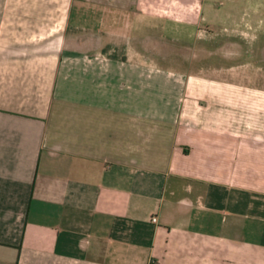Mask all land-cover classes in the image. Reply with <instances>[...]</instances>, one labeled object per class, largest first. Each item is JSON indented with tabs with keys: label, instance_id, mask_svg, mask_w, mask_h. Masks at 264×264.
<instances>
[{
	"label": "crops",
	"instance_id": "1",
	"mask_svg": "<svg viewBox=\"0 0 264 264\" xmlns=\"http://www.w3.org/2000/svg\"><path fill=\"white\" fill-rule=\"evenodd\" d=\"M227 1L0 0V264H264V16Z\"/></svg>",
	"mask_w": 264,
	"mask_h": 264
},
{
	"label": "rangeland",
	"instance_id": "2",
	"mask_svg": "<svg viewBox=\"0 0 264 264\" xmlns=\"http://www.w3.org/2000/svg\"><path fill=\"white\" fill-rule=\"evenodd\" d=\"M220 15L219 16H231L227 15L230 11L234 13V16H264V0H255L251 2V0H237V4L233 5L229 1L225 4H220L218 8H216ZM227 23H224L223 20H218L215 24L212 25V29L216 32L222 33V30L227 27ZM257 29L259 34V44L264 45V26L262 23H258L257 26H254ZM173 39V38H172ZM186 41H189L190 38L186 37ZM256 38H250L249 41ZM191 45V46H190ZM185 48L171 45L169 46V57L167 62H170L172 65L179 66L181 68H185L188 64L186 62H210V54L207 52L210 49H215L218 46L215 44H205L204 42H197L195 44H190ZM209 49V50H208ZM196 51V52H195ZM156 55V54H155ZM260 55V54H258ZM161 54H157L155 59L159 57ZM186 58V60L183 59ZM167 60V57L164 58ZM186 61V62H185ZM189 66V65H188Z\"/></svg>",
	"mask_w": 264,
	"mask_h": 264
},
{
	"label": "built area",
	"instance_id": "3",
	"mask_svg": "<svg viewBox=\"0 0 264 264\" xmlns=\"http://www.w3.org/2000/svg\"><path fill=\"white\" fill-rule=\"evenodd\" d=\"M155 220L157 221V218H155Z\"/></svg>",
	"mask_w": 264,
	"mask_h": 264
}]
</instances>
